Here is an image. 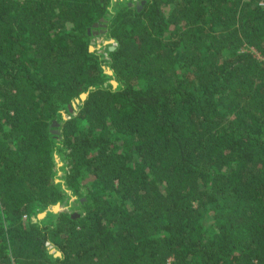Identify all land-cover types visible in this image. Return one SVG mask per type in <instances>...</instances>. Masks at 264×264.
<instances>
[{
    "label": "trees",
    "instance_id": "trees-1",
    "mask_svg": "<svg viewBox=\"0 0 264 264\" xmlns=\"http://www.w3.org/2000/svg\"><path fill=\"white\" fill-rule=\"evenodd\" d=\"M140 4L0 0V264H264V0Z\"/></svg>",
    "mask_w": 264,
    "mask_h": 264
},
{
    "label": "rangeland",
    "instance_id": "rangeland-1",
    "mask_svg": "<svg viewBox=\"0 0 264 264\" xmlns=\"http://www.w3.org/2000/svg\"><path fill=\"white\" fill-rule=\"evenodd\" d=\"M120 1L121 0H113V5L117 4ZM126 1H128V0H126ZM133 2L138 3V2H140V0H130V3H133ZM112 9H114V6H113ZM93 39L96 41L95 44H94L95 48H98L100 51H104L105 47L107 46V44H112V45L115 44L113 38H109L108 37L107 30H105L102 33V35L101 34H96ZM256 53L259 55L258 52H256ZM104 66H107V65H104ZM112 79H115V78L114 77H110L108 80H110L112 82ZM65 116H67L66 113H65ZM60 174H62V171L60 172ZM73 198H74V196H71L70 200H72ZM58 203L60 204V208L59 209L70 207L69 203H67V204H66V202H63V203L58 202ZM53 205L50 208H48V210L52 209ZM51 248H52V250H55V248L53 246Z\"/></svg>",
    "mask_w": 264,
    "mask_h": 264
},
{
    "label": "water",
    "instance_id": "water-1",
    "mask_svg": "<svg viewBox=\"0 0 264 264\" xmlns=\"http://www.w3.org/2000/svg\"><path fill=\"white\" fill-rule=\"evenodd\" d=\"M144 1H145V0H142V3H143ZM140 5H141V4H140ZM95 32H98V31H95ZM99 32H104V30H100ZM95 42H96V41H95L94 39L91 40L90 49H92V50L95 49V46H94ZM113 47H114V45H111V48H113ZM105 69H106L107 72H109V73H111V74L113 73V69H112L110 66H108V65L105 66ZM105 83L107 84V82H105ZM112 83H113V85L115 86V85L118 84V81H117L116 79H112ZM87 95H88V91H83V92H81L80 97H77V98L73 101V106H77V103L80 102V99H85V98L87 97ZM70 108L72 109L71 106H70ZM63 113H64V115H65L66 112L63 111ZM55 206H58V207L56 208ZM59 208H60V204H59V203L54 204L53 207H52V209H53V210H56V211L59 210ZM46 213H47V210L41 211V212L38 213L37 216H34V219H37L38 217L41 218V217L45 216ZM56 254H61V251H60V250H57V251H56Z\"/></svg>",
    "mask_w": 264,
    "mask_h": 264
},
{
    "label": "flooded vegetation",
    "instance_id": "flooded-vegetation-1",
    "mask_svg": "<svg viewBox=\"0 0 264 264\" xmlns=\"http://www.w3.org/2000/svg\"><path fill=\"white\" fill-rule=\"evenodd\" d=\"M140 3H142V0H140V2H139V3H137V4H139V5H140Z\"/></svg>",
    "mask_w": 264,
    "mask_h": 264
},
{
    "label": "bare ground",
    "instance_id": "bare-ground-1",
    "mask_svg": "<svg viewBox=\"0 0 264 264\" xmlns=\"http://www.w3.org/2000/svg\"><path fill=\"white\" fill-rule=\"evenodd\" d=\"M56 208L58 207V206H55Z\"/></svg>",
    "mask_w": 264,
    "mask_h": 264
}]
</instances>
